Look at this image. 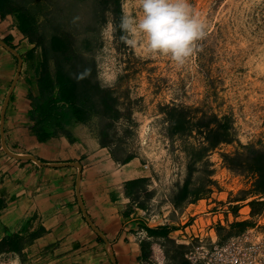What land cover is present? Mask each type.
<instances>
[{"label":"rangeland","instance_id":"rangeland-1","mask_svg":"<svg viewBox=\"0 0 264 264\" xmlns=\"http://www.w3.org/2000/svg\"><path fill=\"white\" fill-rule=\"evenodd\" d=\"M10 1L37 20L47 72L74 84L93 136L115 160L143 166L146 177L125 194L152 227L264 239V205L250 206L264 202L251 168L264 157V0H189L207 36L179 67L121 41V16L140 15L136 0ZM53 37L63 50L52 49ZM172 235L144 242L143 264H191L198 240ZM0 264L15 262L0 256Z\"/></svg>","mask_w":264,"mask_h":264},{"label":"crops","instance_id":"crops-1","mask_svg":"<svg viewBox=\"0 0 264 264\" xmlns=\"http://www.w3.org/2000/svg\"><path fill=\"white\" fill-rule=\"evenodd\" d=\"M0 40L21 59L16 78L17 56L0 45V256L15 264H143L147 229L163 226L152 227L125 194L146 177L143 166L115 160L84 114L72 113L75 100H63L41 46L13 13L0 17Z\"/></svg>","mask_w":264,"mask_h":264},{"label":"clouds","instance_id":"clouds-1","mask_svg":"<svg viewBox=\"0 0 264 264\" xmlns=\"http://www.w3.org/2000/svg\"><path fill=\"white\" fill-rule=\"evenodd\" d=\"M140 15L125 12L120 39L144 55L167 56L178 67L186 64L206 36L207 22L194 13L189 0H136ZM116 25L105 30L114 36Z\"/></svg>","mask_w":264,"mask_h":264},{"label":"built area","instance_id":"built-area-1","mask_svg":"<svg viewBox=\"0 0 264 264\" xmlns=\"http://www.w3.org/2000/svg\"><path fill=\"white\" fill-rule=\"evenodd\" d=\"M190 226L193 228V225ZM193 232H181L180 235H172L176 234L172 232L171 238L189 245V242L198 238ZM197 240V248L188 257L191 264H264V239H260L253 231L225 239L217 237L213 232V236L210 234Z\"/></svg>","mask_w":264,"mask_h":264},{"label":"trees","instance_id":"trees-1","mask_svg":"<svg viewBox=\"0 0 264 264\" xmlns=\"http://www.w3.org/2000/svg\"><path fill=\"white\" fill-rule=\"evenodd\" d=\"M13 13L17 16V20L19 23L20 30L24 35H27L30 38L34 39V32L36 30V27L34 26V23L32 21V16L29 15V13L26 11L24 7H19L16 5H13L10 0H0V17H4L6 14ZM36 46H41V41L36 39L35 41ZM51 47L52 49H64L63 42L58 37H53L51 39ZM45 55V53H44ZM50 79L46 77L44 79V83H48ZM56 83L58 84L60 88V94L65 102H71L72 100H75L74 95V84L66 78L61 72L56 73ZM71 110L73 114L78 113V109H75L73 103H71ZM79 118V117H77ZM127 159L126 161H128ZM252 170L257 174L258 176V183H257V192L261 195H264V157L258 156L254 159V163L251 166ZM255 205H264V202L260 203L258 201H252L250 203V206ZM148 234L151 236L156 237H163L167 235V231L164 230V227H161L157 230L154 229H147ZM9 249L16 250L14 245H10Z\"/></svg>","mask_w":264,"mask_h":264},{"label":"water","instance_id":"water-1","mask_svg":"<svg viewBox=\"0 0 264 264\" xmlns=\"http://www.w3.org/2000/svg\"><path fill=\"white\" fill-rule=\"evenodd\" d=\"M0 45L2 46V47H4L6 50H8V51H10L11 53H13L14 55H16L17 56V59H18V69H17V74H16V78L18 77V74H19V72H20V69H21V59L18 57V55L16 54V52L13 50V49H11L10 47H8L4 42H2L1 40H0ZM11 89H12V87H11ZM11 89H10V91H11ZM9 91V92H10ZM7 102V101H6ZM5 105H6V103H5ZM3 114H4V111H2V116H3ZM5 148V147H4ZM11 156H13L14 158H27V159H30V160H33V161H36V160H34L33 158H31V157H19V156H16V155H12L11 154ZM84 211V210H83ZM86 217V216H85ZM86 220L89 222V220H88V218L86 217ZM90 223V222H89ZM91 225V224H90ZM92 226V225H91ZM93 227V226H92ZM93 229L96 231V233L103 239V240H105L104 238H103V236L93 227ZM105 244L107 245V242H106V240H105ZM112 261H114L113 259H112Z\"/></svg>","mask_w":264,"mask_h":264}]
</instances>
